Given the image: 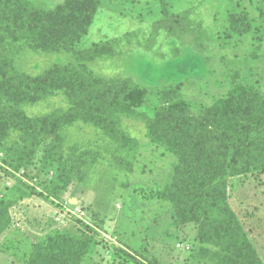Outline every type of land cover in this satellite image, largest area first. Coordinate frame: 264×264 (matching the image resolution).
Listing matches in <instances>:
<instances>
[{
  "label": "rangeland",
  "instance_id": "374dc122",
  "mask_svg": "<svg viewBox=\"0 0 264 264\" xmlns=\"http://www.w3.org/2000/svg\"><path fill=\"white\" fill-rule=\"evenodd\" d=\"M63 2L17 4L37 11ZM171 20L182 27L173 30ZM104 42L109 53L84 54L81 62L96 76L131 88L116 136H128L126 144L77 120L43 138L32 161L16 168L6 149L20 132L8 128L6 111H0V200L12 202L9 224L0 232V264H30L35 247L51 237L54 251L70 238L82 246L77 264H213L202 259L197 224L181 221L182 212L158 197L173 180L178 156L147 136L148 121L173 102L188 103L198 114L233 90L258 101L264 94V0H99L74 47L83 51ZM0 62H7L8 74L31 76L77 63L71 52L27 45L12 52L0 48ZM175 85L173 95L163 92ZM68 105L57 92L10 106L35 118ZM69 147L88 151L92 161L65 189H57L60 171L52 157ZM225 178L229 204L264 263V171Z\"/></svg>",
  "mask_w": 264,
  "mask_h": 264
},
{
  "label": "trees",
  "instance_id": "16d2710c",
  "mask_svg": "<svg viewBox=\"0 0 264 264\" xmlns=\"http://www.w3.org/2000/svg\"><path fill=\"white\" fill-rule=\"evenodd\" d=\"M17 2L0 0V48L12 52L27 45L34 51L65 50L74 55L77 63L54 65L40 75L31 76L8 74L7 62H0V74L4 77L0 82V99L12 109L3 104L5 107H0V111H6L3 120L9 123L8 128L20 132L18 141L6 149L7 156L14 160L16 168L27 165L43 138L77 120L92 123L104 135L116 137L118 115L128 107L131 88L96 76L81 62L84 54L109 53L110 44L104 42L83 51L74 47V42L86 31L99 0H64L54 9L37 11ZM170 23L173 30L183 25L180 20ZM178 88L170 86L163 92L171 96ZM57 92L67 98L66 109L28 118L14 108ZM250 95L245 90H233L215 97L213 104L198 114L190 112L188 103L173 102L169 107H161L156 117L148 121L147 136L164 143L167 150L178 156L173 180L158 192V197L182 212L181 221L197 224L202 259L213 264H264L229 204L225 178L264 171V94L258 101ZM116 139L126 144L129 137L121 135ZM75 152V148L69 147L65 153L52 157L60 171L61 185L57 189H65L75 174L80 175L82 168L92 161L86 156L88 151ZM31 193L41 195L34 189ZM11 205L10 201L0 200V232L9 224L6 210ZM55 239L49 238L47 245L38 244L30 256V264L42 261L77 264L82 246L73 244L70 238L67 246L54 251L51 245L57 243Z\"/></svg>",
  "mask_w": 264,
  "mask_h": 264
}]
</instances>
